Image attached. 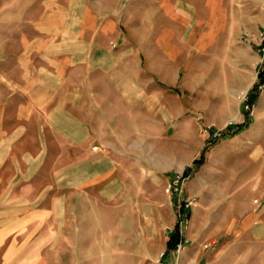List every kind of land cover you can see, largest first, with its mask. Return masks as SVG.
<instances>
[{
  "label": "crops",
  "instance_id": "0c3cea01",
  "mask_svg": "<svg viewBox=\"0 0 264 264\" xmlns=\"http://www.w3.org/2000/svg\"><path fill=\"white\" fill-rule=\"evenodd\" d=\"M132 3L141 9L125 13L119 0H81L75 15L42 14L34 1L0 7V264H65L56 256L66 253L69 208L90 191L100 202L119 196V159L136 144L131 119L166 110L181 77L231 80L234 56L259 77L264 18L254 25L243 0ZM261 218L250 211L242 227Z\"/></svg>",
  "mask_w": 264,
  "mask_h": 264
},
{
  "label": "rangeland",
  "instance_id": "374dc122",
  "mask_svg": "<svg viewBox=\"0 0 264 264\" xmlns=\"http://www.w3.org/2000/svg\"><path fill=\"white\" fill-rule=\"evenodd\" d=\"M26 1H34L30 9L42 14L50 8L59 12L71 7L74 15L81 2ZM100 1L115 5L118 0ZM119 1L125 13L128 7L141 9L133 0ZM21 3L23 0H0V7L16 11ZM243 3L254 14L252 23H261L264 0ZM8 26L6 34L16 40V22ZM73 26L74 34L79 33L80 26ZM261 31L264 29L255 32ZM243 35L238 46L244 45L245 37L254 38V31ZM254 44L258 49L257 42ZM237 60L234 56L231 80L214 78L215 72L202 80L181 77L168 88L166 110L136 111L130 121L137 130L136 144L119 159V196L101 202L96 191L77 196L69 208L67 239L60 244L66 253L56 256L58 262L264 264V237L257 232L264 218L242 227L248 212L264 214V88L255 104L247 107L249 99L242 88L252 80L258 82L259 77ZM254 85H249L248 94L253 93ZM185 98L190 99L191 107L182 111ZM237 113L240 118H234ZM248 113L252 118L249 127L231 138L225 131L227 124L244 122ZM217 132L220 135L215 136ZM202 154L204 162L198 165L194 161ZM188 168L191 172L185 176ZM177 174L186 177L181 198L194 200L183 211L187 218L179 216L176 195L166 193L168 182ZM177 225L181 239L176 249H169L168 240Z\"/></svg>",
  "mask_w": 264,
  "mask_h": 264
},
{
  "label": "built area",
  "instance_id": "2783aa9c",
  "mask_svg": "<svg viewBox=\"0 0 264 264\" xmlns=\"http://www.w3.org/2000/svg\"><path fill=\"white\" fill-rule=\"evenodd\" d=\"M258 51L262 54V58H261V62H260V68L263 67L264 65V31H261L258 34ZM264 88V82H262L259 85V90ZM250 95L247 92L245 93V97L247 99L250 100ZM248 100V102H249ZM250 104L247 105V107H249ZM254 105V104H253ZM251 105V106H253ZM233 124H238V123H233V122H229L226 126L225 131H228V127L230 125ZM210 128V127H209ZM215 136L220 135V133H214ZM186 177L183 174H177L175 175L174 178H172L167 186H166V193L172 197L173 195L175 196V202H176V209L179 213L180 218H187L185 217V215L183 214V211H185L188 207H191L194 204V200L191 198L188 199H182L181 196L183 195L184 191H185V187H184V182H185ZM177 197V198H176ZM256 203H258V206L262 205V201H260L259 199L255 200ZM183 222V219H182Z\"/></svg>",
  "mask_w": 264,
  "mask_h": 264
},
{
  "label": "trees",
  "instance_id": "16d2710c",
  "mask_svg": "<svg viewBox=\"0 0 264 264\" xmlns=\"http://www.w3.org/2000/svg\"><path fill=\"white\" fill-rule=\"evenodd\" d=\"M262 82H264V68L259 72V81L254 85V88H253L254 91L250 95V100H249L250 105L255 104L257 97L259 95V91H260L259 85ZM251 122H252V118L250 117V115L248 113L247 118L244 122L239 123V124L230 125L228 127V132L231 135H235V134L245 130L246 128H248L249 125L251 124ZM203 155L204 154H202L200 159L195 160L194 162L198 165L202 164L204 162ZM190 172H191V168H188L185 176H188V174ZM180 239H181V236H180V232H179V225H177L176 230L173 232V234L170 236V238L168 240V248L169 249H176L178 244H179Z\"/></svg>",
  "mask_w": 264,
  "mask_h": 264
},
{
  "label": "bare ground",
  "instance_id": "6f19581e",
  "mask_svg": "<svg viewBox=\"0 0 264 264\" xmlns=\"http://www.w3.org/2000/svg\"><path fill=\"white\" fill-rule=\"evenodd\" d=\"M252 82V81H251ZM248 88H249V86H246V87H244V88H242V94L243 95H245V93L247 92V90H248ZM240 113H237L235 116H234V118H240Z\"/></svg>",
  "mask_w": 264,
  "mask_h": 264
}]
</instances>
